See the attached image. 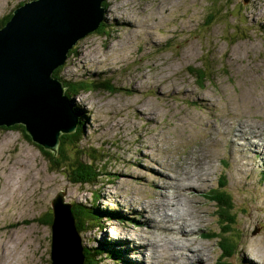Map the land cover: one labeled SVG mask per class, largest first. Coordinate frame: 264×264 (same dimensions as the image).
<instances>
[{
	"label": "rangeland",
	"instance_id": "1",
	"mask_svg": "<svg viewBox=\"0 0 264 264\" xmlns=\"http://www.w3.org/2000/svg\"><path fill=\"white\" fill-rule=\"evenodd\" d=\"M30 1L0 0V26L17 5ZM225 2L230 9L217 11L207 27L205 10L222 9ZM104 7L107 33L79 40L61 72L65 81L102 78L120 88L113 94L82 92L72 100L83 114V160L106 158L104 174L96 187L72 185L50 169L17 124L0 128V257L2 247L10 246L15 264H51L46 214L62 191L66 203L125 214L80 235L85 247H104L107 257L99 264H195L167 259L185 253L183 241L209 249L207 263L221 264L222 223L208 195L223 184L235 214L227 242L237 243L225 263L251 264L253 253L264 264V160L243 141L258 143L254 129L264 135V0H105ZM205 65L210 77L195 82L188 69ZM237 130H243L241 141L234 138ZM64 149L72 159L76 150ZM185 178L191 180L190 197L177 194ZM167 206L168 227L196 223L185 228L194 237L159 230ZM142 208L149 214L134 212ZM121 216L125 223H118ZM153 218L151 233L138 229L146 230Z\"/></svg>",
	"mask_w": 264,
	"mask_h": 264
},
{
	"label": "water",
	"instance_id": "2",
	"mask_svg": "<svg viewBox=\"0 0 264 264\" xmlns=\"http://www.w3.org/2000/svg\"><path fill=\"white\" fill-rule=\"evenodd\" d=\"M104 2L32 0L13 11L0 28V128L24 126L32 143L54 155L60 137L76 131L79 122L72 101L53 72L65 64L79 40L99 28ZM50 208V263L84 264L71 204L62 191Z\"/></svg>",
	"mask_w": 264,
	"mask_h": 264
},
{
	"label": "trees",
	"instance_id": "3",
	"mask_svg": "<svg viewBox=\"0 0 264 264\" xmlns=\"http://www.w3.org/2000/svg\"><path fill=\"white\" fill-rule=\"evenodd\" d=\"M219 1L217 2V4ZM104 6V3H103ZM216 7V10L213 11L211 8H207L205 10V13L209 15L208 20L205 22L207 24V27L212 24V21L214 19L215 13L217 11H228L230 9V4L225 2V5L223 7ZM105 12V11H104ZM10 19V16L6 21L2 23V26L6 24V22ZM106 24L105 22H101L99 28H96L93 30L92 34H97L98 36H104L106 34ZM73 50V49H72ZM71 50V51H72ZM69 57V54H68ZM65 67V64L61 67H59L57 70L53 72V76L59 79L60 81H64L63 86L66 87L65 94L68 97L69 100H73L75 97H77L80 93H93L98 91L107 92L109 94L118 93L120 91L119 87H115L112 84V80L109 79H88V78H81L79 81H65L61 77V72L63 71ZM206 68H195V69H188V72L190 76H192L196 81L205 82L210 77L208 75L209 70L207 65H205ZM100 80V81H99ZM72 103V102H71ZM72 109L74 110L77 118H78V128L74 133L71 135H64L60 137V144L58 146V151L54 155L51 152H47L40 146L36 147L44 154V158L47 162L50 163V169L53 172H61L63 175L67 178V181L71 183L72 185H80V186H90V187H96L98 183V177L102 174L100 172V168L106 163V158L100 159L95 158L94 156H89L88 159L85 161L83 160V157L85 154V149L81 147L83 143V137L86 136L85 130L82 129V126H84V123L82 121L83 114L73 106L72 103ZM81 115V116H80ZM15 127H18L20 129V132L24 135L26 141L31 143L30 138L25 133L24 126L16 125ZM13 128V127H12ZM81 137V138H79ZM73 147L76 150V153L74 156H71L72 159H69L67 156V151H65V147ZM83 148V149H82ZM96 152V150H94ZM222 186H218V188L215 191H211L208 195L209 198L215 201L216 207L218 209V218L219 221L222 223V227L220 231L218 232L219 241L221 243V252H222V262L221 264L225 263V259L232 257V246L236 247L235 241L227 242V237L231 235L233 224H234V213H233V202L231 196L227 193V190L225 189V186L221 184ZM94 199L97 200V196H94ZM71 204V215L75 221V228L78 234L83 233H89L90 231L94 230L95 228H101L98 223L102 221V218H117L118 215L115 213H111L109 211L105 210H97L95 207H87L84 205H81L79 203H70ZM70 210V211H71ZM228 215V218L225 219V215ZM48 221L45 222L48 226H51L52 224V211H48L47 214ZM124 218H121L120 221H123ZM233 221V223H232ZM224 226V229H223ZM214 238V236H213ZM212 239V237L210 238ZM229 245H228V244ZM103 254V251H99V249L95 248H86L84 250L85 255V264H99V256ZM94 260V258H96ZM95 261V263H94ZM227 264V263H225Z\"/></svg>",
	"mask_w": 264,
	"mask_h": 264
},
{
	"label": "bare ground",
	"instance_id": "4",
	"mask_svg": "<svg viewBox=\"0 0 264 264\" xmlns=\"http://www.w3.org/2000/svg\"><path fill=\"white\" fill-rule=\"evenodd\" d=\"M115 23V22H114ZM113 23V24H114ZM154 44H157V41H155L154 42ZM153 44V45H154ZM82 55H83V52H82ZM95 58H96V56H95ZM99 58V57H98ZM98 58H96L97 60H98ZM93 59H94V57H93ZM96 59H94V61H96ZM99 63V62H98ZM100 64V63H99ZM81 67H83V66H81ZM85 69L87 70L88 68H86L85 67ZM96 73V72H95ZM88 74V73H87ZM77 76V75H76ZM75 79V78H74ZM78 80V79H77ZM100 81V80H99ZM159 87V86H158ZM204 102H207V98L206 97H202L201 98ZM206 106H208V107H212V105H210V104H208V103H206ZM83 107V106H82ZM82 109V108H81ZM88 112V111H87ZM81 116V115H80ZM86 118L88 117L87 116V114H85L84 115ZM88 125H89V121L87 120L86 121V127H88ZM243 125V124H242ZM246 125V124H245ZM227 126V125H226ZM248 126V125H247ZM252 127V126H251ZM231 128V127H230ZM239 128V127H238ZM237 128V129H238ZM241 128V127H240ZM242 129V128H241ZM262 129V128H261ZM255 130V129H254ZM253 130V131H254ZM243 130H241V131H236V133H237V135H235L234 136V138H240V141H241V136H243L244 135V133L242 132ZM252 131V133H251V135L252 136H255V139L256 138H258V143H256L257 141H250V140H248L247 138L246 139H244L243 141H244V143H245V146H247V144H248V141L251 143V144H253L255 147L254 148H252L251 149V151L252 152H250V153H254V155H256V156H262L263 158V160H264V135H257V134H255L254 132ZM260 131V130H259ZM256 132V131H255ZM264 133V132H263ZM79 138H81V137H79ZM84 138V137H83ZM233 138V137H232ZM254 138V137H253ZM233 142V141H232ZM83 149V148H82ZM97 149V148H96ZM86 154V153H85ZM89 155V154H88ZM244 156H246L247 157V155L246 154H244ZM253 157V156H252ZM242 159H244V157L242 158ZM89 160V159H88ZM246 160V159H245ZM13 161H11V163H12ZM258 162V161H257ZM242 164V163H241ZM16 165V164H15ZM257 167V166H256ZM2 168H3V166H2ZM196 178V177H195ZM206 179V178H205ZM171 180V179H170ZM181 180H183L184 181V178H182ZM179 182H181V181H179ZM189 182H191V180L189 179V178H185V184H183V186H182V184L181 185H178L179 186V190H178V195H180V196H183V197H190L189 196V194H191V189H188L189 187H187L188 186V184L187 183H189ZM192 182H194V183H196V181L195 180H192ZM3 184L5 185L6 184V186L11 190L12 188H13V190H18L17 189V187L15 188V185L13 184V183H10V184H7V183H5V182H3ZM204 184V183H203ZM160 189V188H159ZM158 189V190H159ZM192 193H193V191H192ZM177 195V196H178ZM214 201V200H213ZM259 203H261V201L259 202ZM167 204V203H166ZM165 204V205H166ZM169 204H171V203H169ZM168 204V205H169ZM0 206H1V204H0ZM165 209H166V212H165V214H163V210H161V215H162V219H161V222H160V224H161V226L160 225H158L159 226V230L160 231H163V232H165L166 234H175V235H178V236H182V237H185L186 239H191L192 237H194L196 234H195V231H192V230H190V231H185V228L187 227V226H195L196 227V223H193V222H190L188 225H185V223H183V222H181V223H178V226L176 227V228H173V229H171V228H169L168 227V225H171L170 223H169V219H168V216H167V210H170V207L169 206H167V207H165ZM71 210V209H70ZM71 212H72V210H71ZM137 215H143L142 214V212H145L146 214H149V211H146L145 209H143L142 208V210L140 211V210H137V211H134ZM144 213V214H145ZM175 213V212H174ZM160 216V215H159ZM185 216V215H184ZM150 218H152V217H150ZM188 220V219H187ZM157 221V220H156ZM155 219L153 218V219H147L146 220V226H147V229L146 230H144V229H141V228H138V229H140V230H142L143 232H146L147 230H149V232L151 233V231L153 230V228H154V226H157L156 224H155ZM166 228V229H165ZM197 228V227H196ZM200 228V227H199ZM156 230V229H155ZM82 238V237H81ZM87 238V237H86ZM94 238V237H93ZM172 240H174V238L172 239ZM176 240H177V238H176ZM183 240V239H182ZM189 241V240H188ZM177 245V244H176ZM146 246H147V244L146 245H143V246H139L140 247V249H144V248H146ZM8 247H10V246H3L2 247V253H1V257H0V261H1V263L0 264H15V262H14V259H13V256H14V253H13V250L12 249H8ZM148 247H151V243L149 242V246ZM181 247L183 248V250L185 251V253L183 252V251H179L178 253H174V254H169V257L167 258V259H169V258H171L172 260H176V261H181V260H184V259H186L187 260V258H190L191 260H192V262L193 263H195V264H206L207 263V261H206V257L208 256L207 255V253H206V251L207 250H209V249H206L205 247H203V246H200L199 245V247L198 248H194V247H192L191 248V242H187V243H184V241H183V243H182V245H181ZM196 249V250H195ZM8 250V251H7ZM174 252H176V251H174ZM209 252V251H208ZM211 252V251H210ZM107 254V253H106ZM163 257V256H162ZM248 259H250V263L251 264H255V263H257V264H259L258 262H262V260L259 258V256H256L255 254L253 255V253H252V255L248 258ZM114 261V260H113ZM144 262L145 261V257H143L142 256V258H141V260H140V262ZM110 262V261H109ZM210 263V261L207 263V264H209Z\"/></svg>",
	"mask_w": 264,
	"mask_h": 264
},
{
	"label": "clouds",
	"instance_id": "5",
	"mask_svg": "<svg viewBox=\"0 0 264 264\" xmlns=\"http://www.w3.org/2000/svg\"><path fill=\"white\" fill-rule=\"evenodd\" d=\"M104 3H105V2H104ZM23 4H24V3H21V4L17 5L16 8H18L19 6H22ZM16 8H15V9H16ZM15 9H14V10H15ZM14 10H13V11H14ZM13 11H12V13H13ZM12 13L9 15L10 18L12 17ZM9 16H8L6 19H8ZM6 19H5L4 21H6ZM9 20H10V19H9ZM9 20H8V21H9ZM8 21H7V22H8ZM7 22H6V23H7ZM103 22H105V18H104V16H103ZM2 27H3V26L1 25L0 28H2ZM4 129H6V128H4ZM8 129H11V128H8Z\"/></svg>",
	"mask_w": 264,
	"mask_h": 264
}]
</instances>
